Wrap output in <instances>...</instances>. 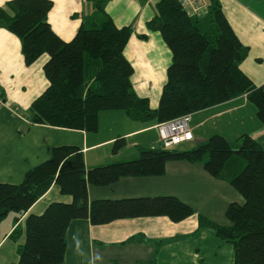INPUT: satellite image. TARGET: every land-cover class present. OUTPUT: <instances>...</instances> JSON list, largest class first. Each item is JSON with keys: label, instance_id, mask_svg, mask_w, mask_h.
Here are the masks:
<instances>
[{"label": "trees", "instance_id": "trees-1", "mask_svg": "<svg viewBox=\"0 0 264 264\" xmlns=\"http://www.w3.org/2000/svg\"><path fill=\"white\" fill-rule=\"evenodd\" d=\"M91 1L92 15L70 40L56 34L48 21L52 0H7L0 6V27L19 38L25 63L48 54L43 65L48 86L28 108L32 124L95 132L102 110L121 109L133 120L162 122L240 95L256 106L264 123V88L242 71L248 47L232 30L218 0H208L202 16L187 15L178 0L156 2V15L147 28L161 33L171 60L155 108L132 87L133 67L124 54L132 26L115 25L105 9L107 0ZM123 141L117 139L114 149ZM171 160L202 163L210 175L238 191L243 201L226 207L228 225L197 213L199 226L212 228L219 239L231 244L233 264H264V144L248 134H241L235 144L213 134L196 145L141 147L136 158L88 169L78 145L53 146L50 157L29 168L20 182L0 181V221L14 212L16 226L10 234L14 242L21 234L19 220L51 184L71 197L70 202H51L41 214L25 217V238L16 243L18 259L11 264L61 263L72 219L104 224L125 217L167 215L179 221L196 213L174 195L88 198L89 185L105 186L126 176L162 175ZM136 238L139 234L128 240Z\"/></svg>", "mask_w": 264, "mask_h": 264}, {"label": "crops", "instance_id": "crops-1", "mask_svg": "<svg viewBox=\"0 0 264 264\" xmlns=\"http://www.w3.org/2000/svg\"><path fill=\"white\" fill-rule=\"evenodd\" d=\"M6 1L0 0V6ZM157 1L107 0L105 5L116 26L133 28L124 54L133 67L134 91L147 97L152 108L159 103L171 60L161 33L147 28V22L156 15ZM218 1L232 30L248 47L240 64L242 71L254 84L264 88V0ZM52 2L48 21L63 40H70L81 22L93 13L91 0ZM47 59L48 54L43 53L26 64L19 38L0 27V92L7 106L16 104L28 115L33 99L48 86L43 71ZM7 106H0L1 182H20L29 168L50 157L53 146L78 145L88 169L136 158L141 147H154L159 140L155 128L158 122L133 120L121 109L100 111L98 129L87 132L32 124L13 114ZM188 125L192 133L188 145L201 143L213 134H220L234 144L241 134H248L264 144V123L257 116L256 106L245 95L191 113ZM120 138L123 145L114 149L115 141ZM157 195H174L196 213L179 221H172L167 215L125 217L104 224H92L89 218L72 219L66 229L64 259L58 264H232L228 242L219 239L212 228L199 226L197 213L228 225L224 217L226 206L243 199L228 182L210 175L202 163L171 160L167 161L162 175L126 176L109 185L88 186L89 200ZM70 201L69 195L51 184L19 220L21 234L17 242L24 241V219L28 214H41L51 202ZM15 226L10 220L0 232V264H11L18 259L17 242L10 237ZM138 234L141 239L128 240Z\"/></svg>", "mask_w": 264, "mask_h": 264}, {"label": "built area", "instance_id": "built-area-1", "mask_svg": "<svg viewBox=\"0 0 264 264\" xmlns=\"http://www.w3.org/2000/svg\"><path fill=\"white\" fill-rule=\"evenodd\" d=\"M180 6L189 16H202L208 11V0H178ZM4 102L0 99V105ZM11 111L19 115L17 106L13 107ZM191 113H186L175 118L159 122L156 125L159 141L163 148H171L175 145L181 144L186 140L192 139V133L189 128V121Z\"/></svg>", "mask_w": 264, "mask_h": 264}, {"label": "rangeland", "instance_id": "rangeland-1", "mask_svg": "<svg viewBox=\"0 0 264 264\" xmlns=\"http://www.w3.org/2000/svg\"><path fill=\"white\" fill-rule=\"evenodd\" d=\"M0 99L4 102V104L3 105H0V106H7V104L5 103V100L3 99V95H2V92H0ZM15 106H17L18 107V109H19V115H16V116H18V117H21L23 120H25V121H29L30 122V120H29V118H28V115H25L24 114V111L18 106V105H16V104H11V105H9V106H7L8 108H9V110L11 111V109L13 108V107H15ZM12 112V111H11ZM13 113V112H12ZM14 114V113H13ZM159 123V122H158ZM157 123V124H158ZM157 124H155V128H156V125ZM156 130H157V128H156ZM158 138H159V136H158ZM192 140V139H191ZM190 141V140H189ZM188 140H186L185 142H183V143H181V144H178V145H186V144H188V142H189ZM129 144V143H128ZM231 144H234V143H231ZM175 146H177V145H175ZM175 146H173V147H175ZM154 147H156V148H163L162 147V144H161V142L158 140L157 141V143H156V145L154 146ZM173 147H171V148H173ZM234 188V187H233ZM235 189V188H234ZM227 207V206H226ZM226 209V208H225ZM225 211V210H224ZM225 214V213H224ZM13 216H14V212H10V213H8L1 221H0V232H1V230H2V228H3V226L6 224V222H8V221H14V219H13ZM224 217H226V216H224ZM22 218V217H21ZM226 219V218H225ZM227 220V219H226ZM228 221V220H227ZM223 241V240H222ZM223 242H225V241H223ZM228 247L229 248H232V246H231V244L230 243H228ZM229 253H230V255L231 256H233V249H232V253H231V251H229ZM232 264H233V259H232Z\"/></svg>", "mask_w": 264, "mask_h": 264}]
</instances>
